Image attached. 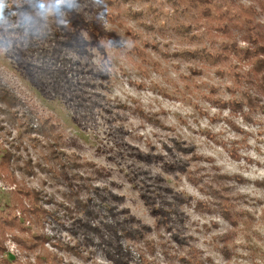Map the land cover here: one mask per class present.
I'll use <instances>...</instances> for the list:
<instances>
[{
    "label": "rangeland",
    "instance_id": "obj_1",
    "mask_svg": "<svg viewBox=\"0 0 264 264\" xmlns=\"http://www.w3.org/2000/svg\"><path fill=\"white\" fill-rule=\"evenodd\" d=\"M262 4L0 0V264H264Z\"/></svg>",
    "mask_w": 264,
    "mask_h": 264
},
{
    "label": "trees",
    "instance_id": "obj_2",
    "mask_svg": "<svg viewBox=\"0 0 264 264\" xmlns=\"http://www.w3.org/2000/svg\"><path fill=\"white\" fill-rule=\"evenodd\" d=\"M259 7H260V9L264 8V4L259 5L258 8ZM69 22L71 24V28H73V29L79 27V25H83V24L76 25L77 23H73L72 19H70ZM257 46H259V45L257 44ZM256 47H254V53H253L255 59L252 63L251 69L249 71V75H250L249 77L252 80H254L255 89H251L252 92H250V95L252 97L246 95L245 98H246V101H248L252 105H253L254 101L257 100L259 104L262 103V106H264V51H259L256 49ZM40 54H42L43 57L55 56L54 50H52V51L44 50V51H41ZM11 98H12V96L9 92H6L5 89L0 88V102L6 103L7 108L15 110L16 107L13 103L14 102L13 99H11ZM262 109H264V108H262ZM63 156L65 157V159L69 165H67L65 163L61 164L60 165L61 170H63V171L64 170H67V171L70 170L71 172H74L72 174L73 177H71V179L75 178L77 176V171L75 169H70L71 164H74V163H70L69 162L70 159H68L66 157V155H63ZM75 196H78V195L75 193L72 197L75 198ZM79 205L82 206V203L79 202Z\"/></svg>",
    "mask_w": 264,
    "mask_h": 264
}]
</instances>
